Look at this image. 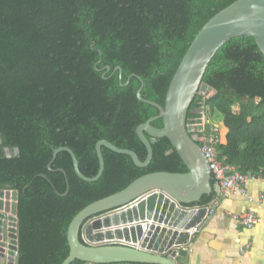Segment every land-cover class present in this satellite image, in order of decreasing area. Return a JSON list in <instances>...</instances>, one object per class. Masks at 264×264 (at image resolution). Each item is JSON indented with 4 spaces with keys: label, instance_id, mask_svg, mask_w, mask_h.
Here are the masks:
<instances>
[{
    "label": "trees",
    "instance_id": "1",
    "mask_svg": "<svg viewBox=\"0 0 264 264\" xmlns=\"http://www.w3.org/2000/svg\"><path fill=\"white\" fill-rule=\"evenodd\" d=\"M234 1L0 0V188L18 191L17 264L62 263L69 224L85 206L143 174L188 170L166 137L151 144L145 167L102 146L104 169L95 181L76 174L67 151L48 165L52 149L67 146L79 170L93 177L102 139L143 161L147 151L136 128L158 110L137 98V76L141 94L164 105L195 35ZM115 66L122 84L135 76L121 85ZM202 82L215 92L197 94L187 119L204 111L222 123L227 130L221 129L226 141L217 144L219 158L264 178V55L255 39L238 36L221 45ZM214 197L215 191L203 194L199 204Z\"/></svg>",
    "mask_w": 264,
    "mask_h": 264
},
{
    "label": "water",
    "instance_id": "2",
    "mask_svg": "<svg viewBox=\"0 0 264 264\" xmlns=\"http://www.w3.org/2000/svg\"><path fill=\"white\" fill-rule=\"evenodd\" d=\"M238 36H252L264 55V0H235L201 27L172 76L164 105L141 94L143 80L137 76L141 82L137 98L158 110L156 115L136 128L137 136L147 151L143 161L133 150L102 139L95 147L98 172L88 177L79 170L76 156L69 147L52 149L49 167L58 152L67 151L76 174L83 180L95 181L104 169L102 146L130 156L137 167H145L153 155L151 144L166 137L188 169L186 172L143 174L123 189L85 206L69 224V253L60 264H71L75 260L82 264H178L165 252L190 241L187 230L204 221L206 216L207 203L199 204L202 195L218 188V185H211L212 176L206 157L196 137L190 135L202 128L210 130V123L190 125L187 112L197 94L209 97L210 91L214 90L202 82L205 70L221 45ZM105 69L109 71L110 66L106 65ZM116 70H119L121 85H126L135 76L131 74L122 84L120 66H115L113 72ZM158 119L162 120V126L152 125ZM196 121L201 123L202 119L197 118ZM6 154L10 155L9 149H6ZM58 170L65 174L63 169ZM17 201V190L0 188V264L18 262ZM192 204L200 207L195 209ZM144 220L151 221L145 234L140 225ZM124 241L130 245L123 244Z\"/></svg>",
    "mask_w": 264,
    "mask_h": 264
},
{
    "label": "crops",
    "instance_id": "3",
    "mask_svg": "<svg viewBox=\"0 0 264 264\" xmlns=\"http://www.w3.org/2000/svg\"><path fill=\"white\" fill-rule=\"evenodd\" d=\"M220 125V130L226 129L222 123ZM225 141V137L224 141L221 137V142ZM245 187V195H232L220 201L214 213L191 238L188 251L179 258L181 262L264 264V178L249 179ZM248 209L260 219L252 227L242 225L233 217Z\"/></svg>",
    "mask_w": 264,
    "mask_h": 264
},
{
    "label": "built area",
    "instance_id": "4",
    "mask_svg": "<svg viewBox=\"0 0 264 264\" xmlns=\"http://www.w3.org/2000/svg\"><path fill=\"white\" fill-rule=\"evenodd\" d=\"M202 95V94H201ZM203 98H206L203 96ZM197 118H201L202 121L197 122ZM194 119H190V125H204V123H210V130H198L197 132H193L195 134L196 140L199 142L202 153L206 157L208 162L209 171L212 178L215 180V185H218L217 190L215 191V197L212 201L208 202L206 205L207 212L205 219L212 215L220 201L224 198H227L232 195H245L246 194V182L249 179L256 178L255 173L241 172L237 166L226 163L225 158H219V152L217 150V144L221 142V130L219 126L205 116V112H201V116ZM203 127V126H202ZM193 208L198 209L199 205H192ZM233 217L240 222L242 225L246 227H252L257 224L260 219L259 217L251 210L248 209L243 213L234 214ZM204 219V221H205ZM196 224L192 228L188 229L187 232L189 234L190 240L191 238L200 230L202 224ZM151 221H140V225L142 226V233L145 234L149 229V224ZM190 242V241H189ZM189 242L186 244H182L179 246H175L169 251H166L167 255L172 259L178 262V264H187L184 261H180L179 258L182 256V253H185L189 249ZM125 245H130V242H123Z\"/></svg>",
    "mask_w": 264,
    "mask_h": 264
},
{
    "label": "rangeland",
    "instance_id": "5",
    "mask_svg": "<svg viewBox=\"0 0 264 264\" xmlns=\"http://www.w3.org/2000/svg\"><path fill=\"white\" fill-rule=\"evenodd\" d=\"M214 92H215L214 90H211L209 94L212 95ZM202 95L205 96L204 94H202ZM205 97H207V96H205ZM205 116L207 117V114L206 113H205ZM214 123L217 124L219 127H221V125H220L219 122H214Z\"/></svg>",
    "mask_w": 264,
    "mask_h": 264
}]
</instances>
